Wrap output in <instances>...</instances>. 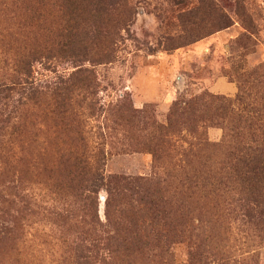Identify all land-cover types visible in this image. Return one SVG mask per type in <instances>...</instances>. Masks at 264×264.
I'll use <instances>...</instances> for the list:
<instances>
[{"label": "rangeland", "instance_id": "374dc122", "mask_svg": "<svg viewBox=\"0 0 264 264\" xmlns=\"http://www.w3.org/2000/svg\"><path fill=\"white\" fill-rule=\"evenodd\" d=\"M201 2L0 0V82L16 75L17 67L25 69L27 60L36 86L65 89L57 97L25 101L15 113L12 104L0 103V264L74 263L70 244L79 234L50 227L48 213L96 211L105 222L108 188L100 183L93 193V178L79 174L76 156L100 167L104 178L154 180L163 207L178 216L160 218L154 227L158 240L132 263L121 264H264V226L258 217L244 221L237 186L229 188L231 125L198 121L194 130L221 144L214 212L205 208L206 198H191L188 186L177 194L167 186L172 174L184 182L194 165L202 173L205 156L193 149L195 162L186 140L154 130V118L167 126L176 102L213 96L236 103L249 92L250 113L239 103L233 108L244 120L264 125L257 112L264 107V0H214L232 26L207 36L216 19ZM12 114L21 129L4 123ZM179 131L192 140L188 124ZM155 153H161L159 163ZM27 200L38 214L22 225L16 211ZM172 221L184 224L177 241L166 227Z\"/></svg>", "mask_w": 264, "mask_h": 264}, {"label": "trees", "instance_id": "16d2710c", "mask_svg": "<svg viewBox=\"0 0 264 264\" xmlns=\"http://www.w3.org/2000/svg\"><path fill=\"white\" fill-rule=\"evenodd\" d=\"M201 3L205 4V12L216 19V21H212L216 22L215 28L205 36L232 26V21L223 5L214 2V0H202ZM199 8V6L196 8L198 14L202 9ZM243 10L246 13L244 5ZM67 32V28L62 30L63 35ZM115 35L112 39L113 46L118 40ZM201 38L203 37L195 38L186 44H192ZM24 65L25 69L19 71L21 67L20 69L17 67L16 75L7 77L5 82H0V103L5 107L12 104V113L19 110L17 106L25 105V101H39L46 95L57 97L62 91H65V89H61V86L55 87L53 84L44 88L36 86L33 82L31 66L27 60ZM252 96L247 92L238 97L236 103L213 96L178 101L170 112L167 126L160 125L154 118V130L156 129L161 134L165 132L167 135H174L178 140H186L190 147V153L196 154L195 162H198L199 159L193 149L200 148V151L204 152L205 156L199 162V165L202 166V173L194 165L192 170L183 174L185 175L184 182H180L172 174V182H169L167 186L175 191L174 194L183 192L188 186L190 197H196L198 202L206 198L205 208H210L208 211L214 212L218 207L220 185L218 164L215 159L221 149V144L210 142L206 133L200 134L194 130L198 129L195 127L199 123L198 121L214 123L217 120H223L224 123L231 125L232 128L228 131L231 142L226 152L233 174V181H230L229 188L232 189L231 184L233 183L237 186L235 191L239 195L238 203L241 212H243L241 216L244 221L251 224V220L258 217L261 221L259 224L264 226V116L263 120L260 119L263 126L259 123L256 125L252 118H250V122L244 120V116L236 114L233 108V104L239 103V108L242 107L245 112L250 113L248 108L250 107L249 101L253 99ZM261 109L256 110L264 115V107L262 106ZM251 111L253 112V110ZM14 115H7V118L3 119L4 123L12 124L14 129H21L22 126L17 125L19 122L14 121L17 120V116ZM132 117L134 118V116ZM243 123L245 126L242 128ZM77 124L81 127L85 126L83 121H77ZM180 124H188L191 141H188L187 137L180 133ZM255 127L256 129L252 130ZM245 130L250 131L245 134L243 133ZM193 139H196L198 143H194ZM155 159L159 163L162 160L161 153H155ZM75 162L80 164L78 171L81 176L93 178V193H96L100 188V183L106 184L109 199L106 205L105 222L96 211H90L81 216L54 212L48 213L45 217L50 223V227L66 233L79 234L70 244L73 264H121L125 261L132 263L136 254H143L144 250L152 247V240H158L160 232L154 227L161 224L160 218H172L173 220L174 216L178 217L177 214L175 215L176 212H172V207L171 210H166L163 207L164 197L155 194L154 180L120 176L104 178L100 167H92L77 156ZM173 198L175 199L176 195ZM195 201L192 200L190 204ZM23 202L25 204L19 206L16 211L22 225L24 219L38 214L35 211L36 206L30 200ZM89 207L91 205L84 204L83 206L85 209ZM190 218L192 217L187 214L185 221L189 222ZM21 224L19 223L20 226ZM166 227L169 228V235L173 241L182 237L184 224L172 221Z\"/></svg>", "mask_w": 264, "mask_h": 264}]
</instances>
